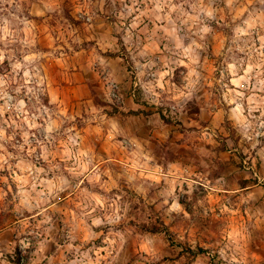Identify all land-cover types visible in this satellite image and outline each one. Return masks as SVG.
Listing matches in <instances>:
<instances>
[{
  "label": "clouds",
  "instance_id": "9594fccd",
  "mask_svg": "<svg viewBox=\"0 0 264 264\" xmlns=\"http://www.w3.org/2000/svg\"><path fill=\"white\" fill-rule=\"evenodd\" d=\"M52 62L89 85L75 111ZM225 144L243 167L221 171ZM17 262L264 264V0H0V264Z\"/></svg>",
  "mask_w": 264,
  "mask_h": 264
},
{
  "label": "rangeland",
  "instance_id": "374dc122",
  "mask_svg": "<svg viewBox=\"0 0 264 264\" xmlns=\"http://www.w3.org/2000/svg\"><path fill=\"white\" fill-rule=\"evenodd\" d=\"M51 37H47L44 39V46L45 47H51ZM79 55V53H78ZM210 64V72H211V66H212V62H209ZM45 69L46 72L49 74V76L52 78L53 82L55 83V85L57 86V88L60 89L61 93H62V99H64L66 101V103L72 108V110H77L78 106H79V102L81 97H87L90 96V92H89V85L87 83L84 82L85 78L84 76L78 72L75 68V64L72 65V71L70 72V74H65L62 73L59 69V67L57 66V64L55 62L49 63L45 65ZM73 80L77 81V83H74ZM84 85L83 87L79 86V85ZM70 86L72 87L71 89H67L64 91L63 86ZM130 104H134L135 101L134 100H130L129 101ZM137 115V114H134ZM193 116V113H189V117ZM187 120V118H186ZM171 124L172 127L175 128H179L180 129V134L182 135L184 132V128L181 124L180 121H176L174 124H172V122H169ZM85 131H87L85 129ZM93 131L95 133H99L101 130L99 128H94ZM154 135H162V133L158 134V133H153ZM222 136L227 135L228 131L227 129H222ZM181 158H182V154ZM246 159V157H244L241 154V151L238 148H233L230 149L227 147V145L225 144L224 147L220 150V154L217 158L216 163L219 164V167L221 169V171H224L229 165L228 163H224L222 161H229L232 164H236V161L239 160L241 161L240 164L237 165V167H243V160ZM251 160H249V165H251ZM199 174V173H197ZM241 183H250L249 181H242ZM215 199H219V197H216ZM165 222H166V218H165ZM165 231H168L167 229H165ZM172 231H176V227L173 226ZM18 264V262H17Z\"/></svg>",
  "mask_w": 264,
  "mask_h": 264
},
{
  "label": "crops",
  "instance_id": "0c3cea01",
  "mask_svg": "<svg viewBox=\"0 0 264 264\" xmlns=\"http://www.w3.org/2000/svg\"><path fill=\"white\" fill-rule=\"evenodd\" d=\"M79 86L83 87L84 85L82 84V85H79ZM63 88H64V91H65V90H67V89H71L72 87L66 85V86H63Z\"/></svg>",
  "mask_w": 264,
  "mask_h": 264
}]
</instances>
